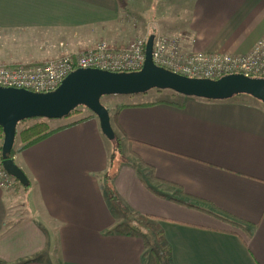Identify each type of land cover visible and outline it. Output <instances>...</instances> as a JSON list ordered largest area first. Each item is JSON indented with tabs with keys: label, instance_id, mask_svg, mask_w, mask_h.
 Wrapping results in <instances>:
<instances>
[{
	"label": "crops",
	"instance_id": "0c3cea01",
	"mask_svg": "<svg viewBox=\"0 0 264 264\" xmlns=\"http://www.w3.org/2000/svg\"><path fill=\"white\" fill-rule=\"evenodd\" d=\"M123 6L0 0V61L38 63L102 39L125 44L134 29ZM163 23L189 52L244 54L264 36V0H189ZM150 92L112 121L128 150L114 169L112 141L91 110L48 120L59 129L30 146L16 141L30 188L0 187V264H145L144 238L113 231L124 210L161 225L173 264H264V103ZM108 172L121 210L102 187Z\"/></svg>",
	"mask_w": 264,
	"mask_h": 264
},
{
	"label": "water",
	"instance_id": "95a60500",
	"mask_svg": "<svg viewBox=\"0 0 264 264\" xmlns=\"http://www.w3.org/2000/svg\"><path fill=\"white\" fill-rule=\"evenodd\" d=\"M155 34L146 42L145 62L140 70L112 72L97 68H78L69 73L53 91L37 92L24 88L0 87V125L4 137L2 157L4 168L23 186L30 184L24 170L10 157L16 143L18 124L26 119H61L84 106L100 121L104 135L116 139L109 109L104 96L141 95L153 89L172 90L178 94L209 100H227L247 94L264 103V77L242 73L218 79L192 78L170 71L153 60Z\"/></svg>",
	"mask_w": 264,
	"mask_h": 264
},
{
	"label": "built area",
	"instance_id": "2783aa9c",
	"mask_svg": "<svg viewBox=\"0 0 264 264\" xmlns=\"http://www.w3.org/2000/svg\"><path fill=\"white\" fill-rule=\"evenodd\" d=\"M146 40H135L126 46L100 41L78 53H66L38 63H1L0 87L24 88L37 92L53 91L66 76L78 68H97L112 72L140 70L145 62ZM155 64L192 78L218 79L242 73L264 77V36L244 54L184 52L177 38L156 36L153 47ZM17 179L0 161V187L13 189Z\"/></svg>",
	"mask_w": 264,
	"mask_h": 264
},
{
	"label": "rangeland",
	"instance_id": "374dc122",
	"mask_svg": "<svg viewBox=\"0 0 264 264\" xmlns=\"http://www.w3.org/2000/svg\"><path fill=\"white\" fill-rule=\"evenodd\" d=\"M188 2H189V0H123V3H124L123 9L128 10L127 14L124 15V20L130 25L129 28L134 29V32H132L130 30L132 32L131 38L125 44H122L119 46H126L129 42L139 40V39L146 40V42H147L149 36L151 34H155V37L160 36V37H168V38H177L181 50H183L184 52H189L186 49H184V47L182 45V37L178 34L180 32L170 31V30L164 29V23H163V21L170 16H179L180 17L181 13L182 14L185 13L187 11V3ZM154 12L158 13L160 15H158V14L154 15ZM171 13H174V14L170 15ZM155 18H156V20H155ZM176 18H178V17H176ZM100 41H103V39ZM100 41L95 42L94 44H92L91 46H89L87 48L95 46ZM104 41H108V40H104ZM108 42H110V41H108ZM113 45H115V44H113ZM87 48H80V49H75L72 51L65 48L67 50L61 51L56 56L66 54V53H78V52H81ZM56 56H54V57H56ZM0 62L4 63L2 61H0ZM150 93H156V91L153 90ZM157 94H159V93H157ZM163 94H165V96H167V97L173 96L172 91H164ZM132 96H138V95H130L128 98L118 96V95L117 96L116 95H110V96L103 97L102 102L107 108L110 109V115L114 116L115 111H117V109L120 107V105L136 102L137 99H132L131 98ZM78 110L90 112V110L84 106H80ZM34 122H35V120L32 119V120H29L23 124H20L19 129H22L23 127H25L27 125L33 124ZM119 139H120V137H119ZM114 141H112V142H114ZM0 142H3V139ZM18 142H20V141L18 140ZM113 144L114 143H112V150L114 147ZM16 146L17 145L15 144V149H16ZM127 153H128V150L122 146V152L119 153L118 157L115 159V161H114L115 163L113 164V169L118 167L120 164L124 163L125 161H128L126 159ZM111 154H112V152H111ZM29 188H30L29 186H26V187L18 186L17 187V189L19 191L21 190V192L24 189V191L27 192V195L29 192ZM22 202H23V200H22ZM18 208L19 209L16 211V213L18 211L22 212V208H20V206H18ZM22 215H23L22 213L21 214L18 213L15 218L19 219V218L23 217ZM124 218H125L124 223L129 222L133 226L137 227L140 231L147 234V237L149 240V245L146 246V250L144 252L145 264H158L157 257L151 251V249L155 248L156 250L159 251V249L163 248V245L161 243H159L158 241H156V239L154 238V234H153L154 230L151 231L150 229H148L146 226H144V224L139 222V219L137 217H135L133 215L127 216V217L124 216ZM149 223H152V222L149 220Z\"/></svg>",
	"mask_w": 264,
	"mask_h": 264
},
{
	"label": "trees",
	"instance_id": "16d2710c",
	"mask_svg": "<svg viewBox=\"0 0 264 264\" xmlns=\"http://www.w3.org/2000/svg\"><path fill=\"white\" fill-rule=\"evenodd\" d=\"M153 90H155L157 92L172 91V90H159V89H153ZM153 90H151V91H153ZM172 92H174V91H172ZM174 93H176V92H174ZM176 94H178V93H176ZM124 106H126V105L123 104L122 106H120L118 111L114 114V116H111L112 121L115 120V117L118 114L119 110ZM78 109L79 108L74 110L70 114V116L73 113L78 112L79 111ZM109 111H110V109H109ZM86 118H88V117L82 118L81 120L86 119ZM29 120H32V119L23 120L18 124L16 141L19 140L20 143L22 144V147L30 146V145L34 144L35 142L45 138L46 136L50 135L51 133H53L54 131L59 129V128H52L48 119H42V118H34L35 122L33 124L27 125V126L23 127L22 129H19L20 124H23ZM3 137H4L3 127L0 125V140H2ZM112 143H114L113 144L114 147H113L112 154H111V168L113 169V164L115 163L114 162L115 159L118 157L119 153L122 152V143H121V140L119 139L117 134H116V140ZM15 151H16V149L14 146L10 157L14 156ZM0 160L3 161L2 144H0ZM102 185H103L102 187L107 191L109 199L112 202L114 208H116L117 210L118 209L121 210L122 207L119 208L121 206L120 201H119V197H118L117 193L115 192L113 185L111 183V172H108L105 174ZM17 186L26 187V186H23L18 180H17ZM123 214L125 217L132 216L130 213L125 212V210L123 211ZM137 218L139 219V222L144 224V226H146L148 229H150L151 231L154 230V232H153L154 238L156 239V241H158L159 243H161L163 245V248L159 249L160 252L158 250H156L155 248L151 249V251L157 257L158 264H173L172 259H171V246H170L169 242L166 240V237H165V234L162 230L161 225L158 222H154V221L150 220L149 216H139ZM149 220L152 223H149ZM229 220L233 221L238 226L240 225L241 227L244 228V223L241 222L240 220H237V219L236 220L229 219ZM113 231L128 234V235L141 236L145 240V245L146 246L149 245V240H148L147 234L140 231L137 227L133 226L129 222H126L124 224H120V225L116 226V228ZM248 234L249 235L251 234L250 230H248ZM20 264H24V263H20Z\"/></svg>",
	"mask_w": 264,
	"mask_h": 264
}]
</instances>
